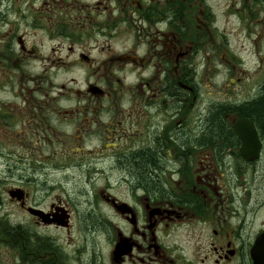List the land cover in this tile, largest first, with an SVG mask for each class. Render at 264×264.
<instances>
[{"label":"flooded vegetation","instance_id":"1","mask_svg":"<svg viewBox=\"0 0 264 264\" xmlns=\"http://www.w3.org/2000/svg\"><path fill=\"white\" fill-rule=\"evenodd\" d=\"M22 3L16 10L0 0V18L17 12L56 45L39 52L35 72L29 55L38 44L27 47L18 28L0 39L3 176L24 171L18 163L36 173L45 169L37 164L65 162L79 196L85 179L103 180L82 200L90 212L77 220L88 229L83 250L53 251L44 237L48 251L32 253L30 264H257L264 124L254 106L264 94V0ZM238 124L257 136L248 158ZM9 144L17 152H6ZM24 185L9 201L36 225L69 231L71 204L55 197L42 206Z\"/></svg>","mask_w":264,"mask_h":264},{"label":"rangeland","instance_id":"2","mask_svg":"<svg viewBox=\"0 0 264 264\" xmlns=\"http://www.w3.org/2000/svg\"><path fill=\"white\" fill-rule=\"evenodd\" d=\"M10 1V5L17 10V6L23 4L22 2H30V0H7ZM32 1V0H31ZM17 16V12H13L11 15L3 16L0 18V39L3 37V32L11 31L14 28H18L20 32L27 39V47H31L33 43L39 45L33 57H30V65L34 68L35 72H38L41 68L39 63V54H49L52 47L55 48L56 43L50 42L47 39L44 41L43 34H40L38 30L33 28L29 29L27 23L30 19H23L20 21ZM42 38V41H41ZM48 41V42H47ZM41 44H43L41 46ZM46 44V45H45ZM44 47V48H43ZM44 54V55H45ZM245 55V52H242ZM48 61V59H47ZM59 65H54L53 69H58ZM3 83L0 79V84ZM60 83V79L56 82V88ZM0 97L4 98L6 95L3 94L2 86H0ZM5 151L17 152L11 144L4 148ZM42 153V152H41ZM44 153V152H43ZM42 153V154H43ZM36 164V163H35ZM55 165H61L63 168L55 169ZM18 167L25 168L24 171L14 169L12 172V178H5L3 175L6 170L0 164V217H8V220L12 225H16L17 233L12 232L11 234L0 233V264H30V257L32 253H44L48 251L50 243L52 244L53 251H64L71 252L74 250L82 251L81 242L82 236H86L88 229L79 227L77 220L81 219L82 215L89 211H85L82 207L87 205L82 203L88 196V188L92 183L98 188L103 185V180L91 181L92 183H87L86 179L84 182V189L86 195L79 196L77 191L81 186L78 180V175L76 170L72 169L70 164L65 162H50L49 164L38 165L45 166L44 171L37 170L36 173H30L31 171L27 169L26 163H18ZM48 173V174H44ZM34 179L31 181L29 177ZM47 176V183L45 180ZM29 181V182H26ZM26 186L27 191L30 193L31 198L37 200L42 206H46L48 203L57 197L65 203H69L72 206L71 211V228L69 231L48 229L45 226L36 225L32 217L27 213L19 209L18 204L14 201L11 202L8 199L7 191L13 189L15 186L23 185ZM76 203H80L77 204ZM90 213V212H89ZM17 235V237H15ZM15 237V238H13ZM44 237H49L50 243L48 245L40 244V239Z\"/></svg>","mask_w":264,"mask_h":264},{"label":"water","instance_id":"3","mask_svg":"<svg viewBox=\"0 0 264 264\" xmlns=\"http://www.w3.org/2000/svg\"><path fill=\"white\" fill-rule=\"evenodd\" d=\"M235 132L239 135L240 139L243 141L244 144V156L247 157L248 153L247 150L250 148L248 146V142L252 141V140H256V136H255V132H252V130L249 128V126H241V125H236L235 126ZM30 213L34 214V215H40L43 218H45L46 216L42 213V212H38V211H34V210H30ZM264 251V242L263 243H259L257 245V252ZM255 260L257 262V264H264V257L260 256V254H258L255 257Z\"/></svg>","mask_w":264,"mask_h":264},{"label":"trees","instance_id":"4","mask_svg":"<svg viewBox=\"0 0 264 264\" xmlns=\"http://www.w3.org/2000/svg\"><path fill=\"white\" fill-rule=\"evenodd\" d=\"M254 109L257 111V114L259 115L261 121L264 124V94H263L262 98L259 100V103L254 106ZM215 131H216V129L214 130V132ZM147 165H148V163H146L144 161V163H142V165L140 167H138L139 168L138 171L144 169ZM149 172L150 171L148 170L145 173V175L146 174L148 175ZM12 232H14L16 234L17 230L14 227H12V226L5 225L3 222H0V233H2V234H11Z\"/></svg>","mask_w":264,"mask_h":264}]
</instances>
